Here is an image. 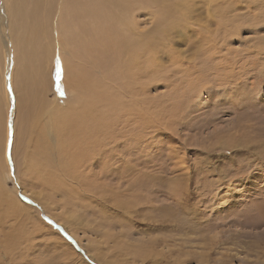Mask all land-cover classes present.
I'll return each mask as SVG.
<instances>
[{"label":"rangeland","instance_id":"1","mask_svg":"<svg viewBox=\"0 0 264 264\" xmlns=\"http://www.w3.org/2000/svg\"><path fill=\"white\" fill-rule=\"evenodd\" d=\"M247 10L262 22L257 34L243 25ZM175 12L151 58L144 141L125 121L114 160L62 178L63 130L46 125L47 111L36 122L35 109L21 126L5 50L0 264H264V0H185ZM255 53L262 61L249 63ZM55 84L49 101L64 95Z\"/></svg>","mask_w":264,"mask_h":264},{"label":"bare ground","instance_id":"2","mask_svg":"<svg viewBox=\"0 0 264 264\" xmlns=\"http://www.w3.org/2000/svg\"><path fill=\"white\" fill-rule=\"evenodd\" d=\"M184 1L0 0L7 12L5 15L0 11V117L6 116L3 114L8 101L3 65L6 63L5 50H8L7 53L13 57L14 81L11 78V84L16 92V112L19 115L22 113V121L19 116L21 126H27L29 115L35 109L39 117L43 115L42 118H36V122L38 119L43 120L47 111L50 118L45 122L46 125L52 126L53 130H63L61 156L58 158L62 161V171L56 170L55 174L59 176L64 170L89 171L92 168L90 171H93L100 166L103 156L110 161L114 160L118 153L111 150V147L117 146L118 138L127 132L125 121L138 124L141 134L137 141L142 142L146 138L149 123L147 79L152 54L157 51L153 50L156 40L162 38V31L166 32L163 29L166 25L164 22L170 19L177 21V16L172 15L177 13L175 11L180 6L184 7ZM249 10L242 17L243 25L253 24L257 34V28L262 22H257V18ZM151 15L155 16L151 20L156 26L152 30L149 27ZM226 30L224 33L228 35ZM232 31L235 33L234 29ZM30 35H36L37 38ZM263 41L264 38L258 39V42L263 43L260 55L264 53ZM260 55L255 53L251 60L248 59L249 63L261 60ZM214 69L218 70L215 64ZM243 79L247 81L246 78ZM55 80L59 82L65 96L58 95L54 101H49L45 97V91L49 84L50 90L55 91ZM231 82V85L235 84L233 79ZM254 83L255 81L251 82ZM224 84L227 85L225 82ZM63 102H68V106H64ZM6 119H3L1 127L5 125ZM27 128L24 127L25 135L28 133ZM132 130L134 134L137 133L135 128ZM1 134L2 131L0 136ZM38 134L43 138L46 129H41ZM58 135L57 131H53L55 138ZM39 141L45 143L44 139ZM42 160L48 170L56 164L54 154H46ZM67 161L70 162L68 168ZM72 163L80 166L79 170ZM109 164L105 167H109ZM2 177L5 178V175L0 171V181ZM59 185L65 184L61 180ZM0 197L4 195L0 193Z\"/></svg>","mask_w":264,"mask_h":264}]
</instances>
